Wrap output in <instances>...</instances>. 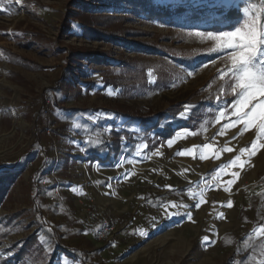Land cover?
I'll return each mask as SVG.
<instances>
[{"label": "rangeland", "instance_id": "374dc122", "mask_svg": "<svg viewBox=\"0 0 264 264\" xmlns=\"http://www.w3.org/2000/svg\"><path fill=\"white\" fill-rule=\"evenodd\" d=\"M188 2L203 10L202 20L181 18L164 26L156 19L133 15L123 1L21 0L16 4L15 0H0L4 9L0 11V173H12L0 184V264H81L60 253L52 259L47 230L61 236L62 246L72 248L79 243L77 248L87 252L89 264L264 262L263 254L256 259L254 249L248 248L250 257L245 258L241 249L238 255L220 248L223 233L237 234L244 243L252 238L248 229H242L237 212L247 204L252 190H258L255 183L264 179V132L256 127L258 120L247 128L231 123L236 119L231 109L235 81L228 73L231 50L217 51L224 40L208 36L234 31L246 22H255L259 28L262 22L249 0H180ZM169 3L173 7L180 4ZM229 8L245 18L240 25L210 30L228 24L218 10ZM98 33H115L124 41L114 44ZM125 42L153 51L133 52ZM45 95L50 97L43 107L46 132L36 135L34 118ZM218 98L229 103L224 116L217 114ZM197 105L199 115L190 124L192 131L176 130L171 146L152 132L144 135L138 125L127 121L151 118L175 106L179 117L190 106L186 118L191 122V110ZM105 114L114 118H105ZM201 119L205 127L218 119L220 125L208 132L201 128ZM119 132L126 136L120 138L118 151L112 152L113 134ZM128 134L133 142L125 143ZM103 139L111 146L108 154L101 153V159L81 150L95 148ZM175 140L194 146L188 154L177 155L184 149L175 146ZM254 140L256 152L250 154ZM204 144L212 147L205 149ZM226 146L233 151H224ZM219 147L220 169L228 165L220 175L217 166L210 169L217 161L213 151ZM241 148L248 151L241 153ZM237 156V163L229 164ZM22 157H26L24 165ZM121 157L125 159L119 167L111 166ZM90 161L104 166L96 167ZM43 163L39 186L44 191L37 197L41 202L38 216L30 175ZM190 180L195 200L173 196V188ZM236 180L240 181L233 188ZM220 182L233 197L220 191ZM80 184L118 224L115 244H96L77 230ZM64 215L76 228L72 236L62 237L60 232ZM254 235L264 243L258 230Z\"/></svg>", "mask_w": 264, "mask_h": 264}, {"label": "trees", "instance_id": "16d2710c", "mask_svg": "<svg viewBox=\"0 0 264 264\" xmlns=\"http://www.w3.org/2000/svg\"><path fill=\"white\" fill-rule=\"evenodd\" d=\"M124 2L126 5H129L131 7V13L136 16H143L144 18L147 19H156L160 24L164 26H171L175 23H177V20L183 18L189 22L192 21H201L202 16L201 14L203 13V10H201L198 6H193L184 3H180L179 5L172 6V4H161L159 3V0H157L156 3H154V0H111V2L114 4L119 3V2ZM250 4L255 5L257 8V12L259 14V19L260 22L263 23L264 21V3L262 4L261 0H249ZM221 12V18L223 20H227L228 24L226 26H212L209 28L210 30L218 31L220 28L223 29H228L232 28L234 26L240 25V21L244 20L245 18L240 14L239 11L235 10L234 8H229L228 10H218ZM216 23V22H215ZM100 34L101 39L108 40L112 43H119L124 41L118 34H110V35H105L102 33ZM124 46L128 47V49H135L133 52H142L146 53L148 51H153L151 48H147L145 45H134L133 43L130 42H125ZM184 65V64H183ZM189 65V64H188ZM51 90V89H49ZM46 92V90H45ZM43 92V93H45ZM50 101L49 95H45V97L42 99V106L40 110L38 111V114H36L34 118V128L36 130V135H45L46 130L45 128V119H46V110H43L44 103L45 101ZM200 105H197L191 110V122L188 120H184L183 118H178V115L180 113V110L178 107H172L167 110V112L162 113V114H156L151 116V118H143L140 120H131V118H128L127 121L132 124V125H138L142 130L143 134L147 135V133L152 132L154 135L158 138H160L162 141H166L172 135L174 132L178 129H189L190 124L194 121V119L198 118V110H199ZM45 131V132H44ZM116 139V145L114 144V148L112 146V152L118 151L119 145H120V138L122 136H126L123 132H119L117 134H113ZM127 140L129 142H133L132 137L127 135ZM39 138V136H38ZM106 140L103 139L101 145H98L97 147L90 146L88 148V152L92 158L95 159H101V153H104L105 151L107 154L110 152V146L111 145H106ZM108 157V155L106 156ZM23 160L20 159V161L23 162V165L25 163L26 157H22ZM103 161V160H102ZM22 165V164H21ZM45 163H43L37 170H35L31 175H30V186L33 191L32 195V203H33V208L35 213L40 216V208H41V202L40 200L37 201V197L40 196V194H43L44 188L39 186V180L43 176V169H44ZM12 176L11 172H8L7 170H4L3 172L0 173V184L3 182V179ZM2 187L0 186V189ZM55 207H59L58 202L56 203ZM46 211L50 212L52 211L51 208H47ZM65 212L64 210H62ZM66 214V213H65ZM64 225L60 228V232H62V237L66 236H72L74 234V229L73 226L70 224L71 222L69 221L71 218L67 215H64ZM45 228V227H44ZM77 230H79L80 233H82L80 227L78 226ZM48 237L52 241V246H53V256L52 259L54 258V254H62L68 257H71V259L78 260L81 264H89L87 260V252L80 251L77 246H79L77 243L74 244L72 248H69L67 246H62L63 244L59 241L61 237L59 234L57 235V232H52L48 231L46 232ZM69 238V237H68ZM252 241L249 240L246 244L244 243L243 237H239L237 234L233 233H225L221 237V242L220 246L222 248H227L230 247L231 251H233V254L240 253L237 250L241 249L243 253H247L248 248L251 247V249H256L257 244H252ZM87 247H90V244H86ZM255 247V248H254ZM30 247H28L29 249ZM25 249V248H24ZM94 252H88V253H95ZM86 253V254H85Z\"/></svg>", "mask_w": 264, "mask_h": 264}, {"label": "snow or ice", "instance_id": "6c2138e0", "mask_svg": "<svg viewBox=\"0 0 264 264\" xmlns=\"http://www.w3.org/2000/svg\"><path fill=\"white\" fill-rule=\"evenodd\" d=\"M157 0H154L156 3ZM16 4H20L21 0H15ZM161 4H168L169 0H159ZM173 4H179L180 0H171ZM3 7H0V11H3ZM208 36L217 39L222 38L224 43L221 45L220 49L231 50V67L228 69V73L235 83L232 85V93L234 95V100L231 103V109H234L233 115L236 117L231 123L239 124L243 123L244 127L247 128L249 125L253 124L255 121H259L256 127L264 132V23L259 25V28L255 22L251 24L245 23L242 27L235 28L234 31H223L218 33H208ZM190 106H185L184 113L180 114L178 118H186ZM216 108L219 112V116L225 115V110L229 108V103L226 99L218 98L216 101ZM247 109V110H245ZM105 118L113 119L114 116H109L105 114ZM219 118V117H218ZM95 123V118H93ZM109 130L112 129V125H108ZM119 131V128H117ZM190 131V130H188ZM236 137L234 136L233 139ZM126 140L127 138H123ZM73 144H78L77 141H72ZM85 144L91 143V141H85ZM102 143L97 141V144ZM168 145L171 146L173 143L172 139L167 141ZM212 146L210 144H204L203 148L210 149ZM85 153L88 151L87 148H82ZM191 150L179 151L177 155H186ZM224 151H233L230 147H225ZM248 151V149L241 148L240 152L243 153ZM256 152V141L254 140L251 145V153ZM213 155H218L217 151H213ZM204 159V155L200 156ZM125 157H121V161H117L116 164L111 165L113 167H119L121 162ZM240 159L239 156L229 161V164H236ZM94 163L96 167H103L99 161L91 162ZM228 167V165H222L221 169ZM218 170V171H220ZM128 173H125L127 176ZM236 175V173H233ZM231 183V181L229 182ZM74 190V189H73ZM225 191H228L227 186H225ZM192 199L195 200V195H192ZM231 201L228 205L231 206ZM196 207L200 206L197 202ZM184 207H188L184 205ZM190 218V213L188 214ZM258 231L261 235H264V226H261ZM207 239V238H205ZM264 264V262H262Z\"/></svg>", "mask_w": 264, "mask_h": 264}, {"label": "crops", "instance_id": "0c3cea01", "mask_svg": "<svg viewBox=\"0 0 264 264\" xmlns=\"http://www.w3.org/2000/svg\"><path fill=\"white\" fill-rule=\"evenodd\" d=\"M217 114L219 116V112ZM202 116H203V114L201 115V117ZM184 119L187 120V118H184ZM219 119L215 122L216 124L212 122V124L210 125V127H205L204 126L205 125V122L203 121V119H201L200 120L201 121L200 125H202L201 128H207V131L208 132L209 131H212L215 127H217V125H220ZM192 128H193V126L190 125V128L189 129L186 128V129H182V130H185L186 132H190V131H192ZM179 130H181V129H179ZM188 130H190V131H188ZM173 137H176L175 136V133L169 139H172ZM169 139H167V140H169ZM175 141L176 142H174V143L177 144L175 146H181L184 150H189V149L191 150L192 147L194 146V143L193 142L187 143L186 140L184 142L182 140H175ZM217 152H218L217 159H216L217 161H215L216 162L215 165H211L210 166V169L211 168H215L217 166L216 173L218 172V175H220V171H218V170H220V165L223 162L222 160H220V147L218 148ZM189 164L191 165V162H189ZM239 181L240 180H236V183H234L233 188L236 187V184ZM233 182H235V181H233ZM80 185H81V188L83 189V192L86 191L84 189V187H82V184H80ZM191 185H192V181L190 180L189 182L186 181L185 184L176 186L175 188L172 189V193L174 192L173 196H176L178 194L184 195L185 198H183V199L185 201V199L187 198V196L191 197V193H192L191 192ZM219 187H220V191L223 192V194H225L226 191H224L225 188H224V186H223V184L221 182H220ZM233 193H235V192H233ZM226 194H228L227 197H233V195H234L233 194L232 196H230L231 193L229 191L226 192ZM180 197H182V196H180ZM77 202L79 204V201H77ZM78 204H77L76 207H79ZM184 213H186V212H184ZM237 217H238V220L242 223L241 225L244 226V224H246L245 228L242 226V229H248L246 231V233L247 234H250V236L252 237L251 238V241H252L251 243L258 245V246H256V249H254L257 252L256 253L257 254L256 259L259 258V257H261L262 254H263V246H264V243H263V240L262 239L257 240L258 238H257V236L254 235V231L255 230H258L261 226H264V191H261V190H252V193L248 197L247 204L245 206H241L240 207L239 212H237ZM82 234H84V233L82 232ZM224 234L225 233L221 234V236H220V242H221V237ZM244 241H246V240H244ZM243 244H246V243H243ZM251 247H253V246L251 245ZM251 247H249V248L251 249ZM220 248H222V247L220 246ZM228 248L230 249V247L222 248V249H228ZM248 251H249V249H248ZM248 251H247V253H243L244 254L243 256L245 258L250 255L249 252H251V251H249V252ZM240 254L241 253H239L238 255H240ZM239 259H241V258H239Z\"/></svg>", "mask_w": 264, "mask_h": 264}, {"label": "built area", "instance_id": "2783aa9c", "mask_svg": "<svg viewBox=\"0 0 264 264\" xmlns=\"http://www.w3.org/2000/svg\"><path fill=\"white\" fill-rule=\"evenodd\" d=\"M105 139L109 141L107 136H105ZM254 188L264 191V179L255 183ZM78 201L81 209L77 222L81 231L96 244H115L119 235V227L114 219L103 208L93 202L89 191H84L79 196Z\"/></svg>", "mask_w": 264, "mask_h": 264}]
</instances>
